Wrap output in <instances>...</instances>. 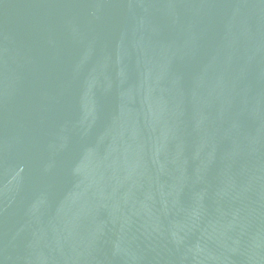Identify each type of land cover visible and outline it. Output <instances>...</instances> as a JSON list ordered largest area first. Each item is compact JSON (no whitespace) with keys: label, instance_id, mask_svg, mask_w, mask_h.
Here are the masks:
<instances>
[{"label":"water","instance_id":"obj_1","mask_svg":"<svg viewBox=\"0 0 264 264\" xmlns=\"http://www.w3.org/2000/svg\"><path fill=\"white\" fill-rule=\"evenodd\" d=\"M0 264H264V0H0Z\"/></svg>","mask_w":264,"mask_h":264}]
</instances>
